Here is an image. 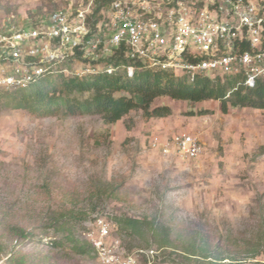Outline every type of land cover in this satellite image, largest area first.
<instances>
[{
	"label": "rangeland",
	"instance_id": "rangeland-1",
	"mask_svg": "<svg viewBox=\"0 0 264 264\" xmlns=\"http://www.w3.org/2000/svg\"><path fill=\"white\" fill-rule=\"evenodd\" d=\"M80 2L0 0V27ZM71 58L65 66L73 72L87 65ZM157 106L172 114L147 118L135 110L113 125L99 116L37 118L0 106V220L15 216L34 232L18 242L0 227V264H8L14 250L39 260L56 238L39 226L59 211L73 214L71 229L81 240H89L95 218L104 217L112 238L139 264H187L174 248L182 250L192 237L228 258L222 264L264 260V111L231 108L223 114L217 101L168 97L156 99ZM179 133L200 140V159L188 162L174 150L162 151ZM127 218L149 221L171 245L160 248L149 225L135 234L121 227L118 220ZM93 256L55 264H101Z\"/></svg>",
	"mask_w": 264,
	"mask_h": 264
},
{
	"label": "built area",
	"instance_id": "built-area-1",
	"mask_svg": "<svg viewBox=\"0 0 264 264\" xmlns=\"http://www.w3.org/2000/svg\"><path fill=\"white\" fill-rule=\"evenodd\" d=\"M74 5L0 27V92L57 74L83 79L102 70L115 73L120 68L91 62L122 45L131 59L188 82L233 75L251 87L264 79V0H81ZM76 50L90 62L73 72L65 63ZM125 71L133 76L136 68ZM161 149L166 154L174 150L188 162L204 154L200 140L188 133L176 134L171 146ZM88 239L101 264L140 263L112 238L102 216L95 218Z\"/></svg>",
	"mask_w": 264,
	"mask_h": 264
},
{
	"label": "trees",
	"instance_id": "trees-1",
	"mask_svg": "<svg viewBox=\"0 0 264 264\" xmlns=\"http://www.w3.org/2000/svg\"><path fill=\"white\" fill-rule=\"evenodd\" d=\"M106 2L98 4L93 21L98 20V10ZM93 21L91 19L94 29L95 22ZM71 59L90 62L83 57L81 50H76ZM98 63L120 69L115 73L102 70L83 79L64 74L48 76L27 88L0 92V106L9 111H26L37 118L58 115L99 116L107 125L116 124L135 110H142L147 118H164L171 115L172 110L168 106L152 107L154 101L162 97L194 103L217 101L220 103L223 114H228L231 108H251L264 111V79L257 80L251 87H245L242 80L233 75L188 82L175 77L168 71L150 68L142 61L131 59L124 45L112 55L101 58L97 62H91V64ZM128 66L136 68L133 76L126 73L125 68ZM263 154L264 147L261 148V155ZM72 219L74 216L70 212H54L46 220L44 228L39 226L44 230V234H46L45 230L52 229L56 236L47 243L50 250L39 260H34L22 250H14L7 259L8 264H55L56 259L66 261L74 256L94 257L95 250L91 242L81 240L74 235L71 229ZM118 221L121 227H123L121 224L128 225L134 234L138 233L141 227L149 225L147 228L150 229L149 235L155 242L160 239L158 243L156 242L160 248H167L171 245L170 236H163V231H158L147 220L127 218L124 221ZM0 227L18 242L32 239L34 236V232L23 228L15 216H9L8 220H0ZM190 239V244L182 250L174 248V253L179 251V255L187 261V264L193 260L207 264H222L221 262L228 259L219 256L218 252L213 253L207 248L197 246L194 237Z\"/></svg>",
	"mask_w": 264,
	"mask_h": 264
}]
</instances>
